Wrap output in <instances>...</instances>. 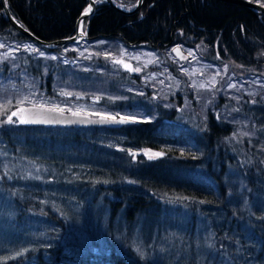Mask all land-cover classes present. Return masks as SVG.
I'll list each match as a JSON object with an SVG mask.
<instances>
[{
  "label": "trees",
  "instance_id": "trees-1",
  "mask_svg": "<svg viewBox=\"0 0 264 264\" xmlns=\"http://www.w3.org/2000/svg\"><path fill=\"white\" fill-rule=\"evenodd\" d=\"M5 1L16 21L43 41L73 36L88 6L86 0ZM95 1L88 41L120 40L132 48H159L162 54L171 50L172 56L175 47L184 51L202 43L208 49L206 58L220 66L247 74L253 68L264 70V16L242 6L213 0H145L139 12L125 16L103 0ZM136 1L115 0L125 8ZM1 13L0 1V40L10 46L28 42L58 53L71 45L47 50L14 31ZM74 56L67 54L68 60ZM22 60L0 61V98L13 97L0 104V264H175L179 235L193 233L199 220L208 217L215 240L222 243H228L221 240L222 232L240 230L236 217L243 213L228 200L230 170L244 155L250 164L246 184L256 187L260 174L264 180V108L245 103L235 107L219 96L215 110H207L203 122L198 118L199 129L191 131L177 126L173 108L148 95L136 100L126 96L116 102L145 113L134 125L27 127L8 122L18 97L8 83L27 95L23 81L29 79L45 97L63 98L62 91L70 101L88 96L89 87L114 97L129 83V74L116 73L104 58L96 59L91 70ZM179 104L178 99L176 107ZM223 104L227 107L221 112ZM245 117L251 121L250 136L239 132L237 120ZM157 152L161 155L145 154ZM26 211L58 227L57 239L30 243L32 224ZM256 238L263 244V256L264 233ZM191 251L179 264H198Z\"/></svg>",
  "mask_w": 264,
  "mask_h": 264
},
{
  "label": "rangeland",
  "instance_id": "rangeland-1",
  "mask_svg": "<svg viewBox=\"0 0 264 264\" xmlns=\"http://www.w3.org/2000/svg\"><path fill=\"white\" fill-rule=\"evenodd\" d=\"M257 3L264 5V0H257ZM84 27L85 23L83 22L81 29L84 30ZM207 50L202 43H199L194 48L184 50L186 59L178 60L172 56L171 50H166L162 54L159 48H132L125 46L120 40L112 39L84 40L80 44H71L67 49L59 50L58 53L45 52L28 42L14 47L0 40V61H9V59L13 61L21 56L24 64L28 60L35 62L39 59L43 64L48 61H58L61 64L74 65L80 70H91V64L96 65V59L104 58L110 60V66L116 73L126 71L129 74L126 76L129 83L124 84L121 88L122 92L114 97L108 92H101L102 95H99L100 92L89 87L88 96L85 94L74 96V99L70 101L64 98L70 99V95H66L62 91L59 94L64 96L63 98L45 97L44 90L40 89L38 92L37 88L30 84L29 79L23 81L27 86V95L22 93L23 90L20 86L10 82L7 85L18 96L15 97L14 107L17 109L13 111L16 112V115L12 116V122L14 124L21 123L17 111L26 105L43 106L92 117L105 116L112 119L127 118L135 122L142 121L141 118L145 114L143 111H135L127 105L120 106L116 101L120 99L124 101L126 96L136 100V98H144L146 95L151 101L160 103L164 108L170 110L173 108L176 112L177 126L191 131L199 129L198 118L203 122L206 119L207 110L212 112L215 110L213 106L218 102L217 97L219 96L232 101L230 103L232 106L237 107L236 105L245 103L250 107L256 105L255 108L262 111L261 109L264 108V70L259 72L253 68V71H248L251 74H247L237 67H229L225 64L220 66L212 59L206 58ZM71 52H74L77 57L74 56V59L68 60L67 54ZM120 60L131 64L132 71L122 68L118 62ZM84 89L87 88H82V90ZM82 90L79 89V91ZM12 99L11 95L8 98L1 97L0 104H5V101L8 104ZM178 99L180 104L179 107H176ZM220 107L223 112L227 105L223 104ZM10 115L9 113L8 116ZM237 122L241 125L239 128L241 135H252L248 131V126L251 123L249 118L245 117ZM233 165L230 170L232 176L229 181L228 200L233 201L234 207L243 213V216H240L238 212L236 217L240 220V230L232 234L222 232L221 240L228 242L222 243L218 239L215 240L216 233L212 232L209 224L212 222L208 220V217L207 220L201 219L197 227L193 229V233L185 230L182 236L179 235L178 246L174 248L178 254L174 255L173 263L179 264L180 260H185L184 258L188 256L187 252L192 250L196 254L198 264H264V254L261 255L263 244L256 242L258 234L264 233L263 176L259 173L260 175L257 176L259 182L256 187L251 188L249 184H246L250 164L244 155H241ZM26 213L31 218L32 225L28 228L32 230L30 243L33 245L55 241L60 235L58 227L52 224L45 225L41 221H37L36 218L34 219L30 212L26 211ZM233 219L231 216L229 222H233ZM233 241L236 245L232 246ZM12 257L15 258V256Z\"/></svg>",
  "mask_w": 264,
  "mask_h": 264
},
{
  "label": "water",
  "instance_id": "water-1",
  "mask_svg": "<svg viewBox=\"0 0 264 264\" xmlns=\"http://www.w3.org/2000/svg\"><path fill=\"white\" fill-rule=\"evenodd\" d=\"M1 1V9L2 13L1 16L3 19H5L6 22L9 23V25L12 27L14 31L19 32L25 39L27 38L31 42H34L35 44L40 45L41 47L45 49H56L58 46L61 45H67L69 43L71 44H79L83 40L90 39L88 36L89 33V22L91 20V16L95 12V0H86L88 6L87 8L91 7V11L87 12V10L82 13L76 22L75 25V33L73 36L69 38H62L55 41H43L36 38L31 32H29L27 29L23 28V26L16 21V19L12 16L11 12H9L6 1ZM108 7H111L114 11H116L118 14H122L125 16H132L139 12L142 8V4L145 0H137L136 3L131 8H124L122 6H118L115 2V0H103ZM216 2H223L227 4H233L237 6H242L245 9L249 10L250 12H253L259 17L264 16V5H260L253 1L248 0H213ZM87 12V14H85ZM87 20V24L85 26V30L81 29L83 21ZM178 50V51H177ZM173 55L174 57H177L178 59L184 60L186 59V54L184 51H182L179 47H176L173 49ZM122 68H126L129 71H132L131 64L125 62L124 60L118 61ZM19 114V118L21 119V122L24 126L30 127H65V128H84V127H109V128H118L126 125H134L136 124L135 121L130 119H123V118H108V117H101V116H88V115H80L76 113H67L64 111L56 110V109H49L47 107L43 106H35V105H29V106H22L17 111Z\"/></svg>",
  "mask_w": 264,
  "mask_h": 264
},
{
  "label": "snow or ice",
  "instance_id": "snow-or-ice-1",
  "mask_svg": "<svg viewBox=\"0 0 264 264\" xmlns=\"http://www.w3.org/2000/svg\"><path fill=\"white\" fill-rule=\"evenodd\" d=\"M91 11V7H89L87 9V12H90ZM87 12L85 14H87ZM178 51V50H177ZM16 115V112H12L10 116H8V122H12V116H15ZM21 122H24V121H21ZM146 155H149V156H159L161 155L160 153H145Z\"/></svg>",
  "mask_w": 264,
  "mask_h": 264
},
{
  "label": "flooded vegetation",
  "instance_id": "flooded-vegetation-1",
  "mask_svg": "<svg viewBox=\"0 0 264 264\" xmlns=\"http://www.w3.org/2000/svg\"><path fill=\"white\" fill-rule=\"evenodd\" d=\"M87 23V22H86ZM90 23V22H89ZM86 26V25H85ZM88 40H90V39H88ZM84 41V40H83ZM80 44V43H79ZM174 49V48H173Z\"/></svg>",
  "mask_w": 264,
  "mask_h": 264
}]
</instances>
